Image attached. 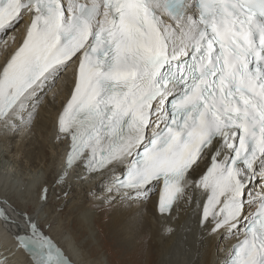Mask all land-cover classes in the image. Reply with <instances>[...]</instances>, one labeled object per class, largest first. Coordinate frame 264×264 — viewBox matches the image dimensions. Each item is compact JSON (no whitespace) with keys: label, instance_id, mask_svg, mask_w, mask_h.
Returning <instances> with one entry per match:
<instances>
[{"label":"snow or ice","instance_id":"6c2138e0","mask_svg":"<svg viewBox=\"0 0 264 264\" xmlns=\"http://www.w3.org/2000/svg\"><path fill=\"white\" fill-rule=\"evenodd\" d=\"M9 40L6 129L70 72L63 177L110 175L105 202L162 185L161 214L193 205L209 234L239 237L228 264H264V0H0ZM13 211L0 218L32 264H73L27 209Z\"/></svg>","mask_w":264,"mask_h":264},{"label":"bare ground","instance_id":"6f19581e","mask_svg":"<svg viewBox=\"0 0 264 264\" xmlns=\"http://www.w3.org/2000/svg\"><path fill=\"white\" fill-rule=\"evenodd\" d=\"M8 43L7 49L0 44V65L15 47L11 40ZM70 78L69 72L41 96L26 121L9 129L0 123V202L7 201L0 206L13 219L18 218L13 206L27 209L73 264H114L104 256H94L98 250L94 225L105 215L99 212L102 206L112 207L105 209L109 211L105 241L109 248L122 250L123 257L134 264H226L229 248L239 237L209 234L198 223L197 208L190 204H182L171 215L161 214L160 185L146 195H118L105 202L102 189L110 175L90 174L77 167L62 176L66 171L62 152L68 140L58 134L56 121L69 95ZM12 152L26 158L23 167L12 164ZM45 188L47 199L42 198ZM55 200L58 203L54 204ZM65 202L66 219L60 215ZM66 220L70 229L63 233L59 226ZM16 231L0 218V259L6 256L8 264H32L27 250L16 248L12 235Z\"/></svg>","mask_w":264,"mask_h":264},{"label":"rangeland","instance_id":"374dc122","mask_svg":"<svg viewBox=\"0 0 264 264\" xmlns=\"http://www.w3.org/2000/svg\"><path fill=\"white\" fill-rule=\"evenodd\" d=\"M12 154H14V152H12L11 155H9V159L12 157L10 160H11L13 165L16 164V167L18 166V168H21V167H23L24 164H26V158H23V155L21 153H15L14 156H12ZM56 202L58 203V201H56V200L53 203L56 204ZM61 206H63V209L60 210L61 211L60 215L64 216V218H65V215L63 213L66 210L67 202L63 203V205H61ZM107 208H109V211H110L111 210L110 208H112V207H106V206L105 207L104 206L100 207L99 212H103L105 215H103V219L100 218V222L99 223L96 222V224L94 225L95 236H96V239H97L96 246L98 247V250H96V252H94V256H96V257H100V256L103 257L104 256L105 260H110V261L112 260L114 262V264H127V262H130L131 264H134V262H133L134 260L131 261L130 258L127 259L126 257H123L122 250H118L116 248H109V245H108L109 242L105 241V240H107V237H108V235L106 234V229H107V221L109 219V217H108L109 211L105 210ZM69 227L70 226L68 225L67 220H66V223H63L62 225L59 226L60 230L63 233L68 232L69 229H70ZM78 242H80L79 238H78ZM107 249H109V251L111 253H109L107 251ZM93 258L94 257H92V259Z\"/></svg>","mask_w":264,"mask_h":264}]
</instances>
